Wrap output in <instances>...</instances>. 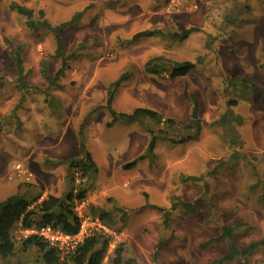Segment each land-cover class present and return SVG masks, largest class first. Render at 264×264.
<instances>
[{
	"label": "rangeland",
	"instance_id": "obj_1",
	"mask_svg": "<svg viewBox=\"0 0 264 264\" xmlns=\"http://www.w3.org/2000/svg\"><path fill=\"white\" fill-rule=\"evenodd\" d=\"M12 1L32 8L35 20L42 9L51 24L64 22L61 50L74 56L57 75L54 34L29 28ZM193 26L198 30L182 40L128 41L142 29ZM17 51L22 73L12 57ZM159 54L196 65L174 78L144 71L146 59ZM123 72L129 77L117 88L113 109L151 108L173 126L148 118L107 126V90ZM194 101L199 131L186 127ZM150 129L154 154L123 168L145 151ZM81 140L98 172L86 179L75 172L70 181L66 160L80 156ZM191 174L200 177L181 178ZM81 188H87L82 215L102 214L117 233L109 237L114 247L107 246L104 264H112L119 243L123 264H264V0H0V199ZM198 197L193 210L170 207ZM223 226L231 239H217ZM12 235L15 253L0 256V264H47L36 247L21 249L19 224ZM257 240L245 257L218 261L229 242L241 249Z\"/></svg>",
	"mask_w": 264,
	"mask_h": 264
},
{
	"label": "trees",
	"instance_id": "obj_2",
	"mask_svg": "<svg viewBox=\"0 0 264 264\" xmlns=\"http://www.w3.org/2000/svg\"><path fill=\"white\" fill-rule=\"evenodd\" d=\"M10 8L15 10L17 13L24 15L26 17V25L31 29H36L38 26H43L54 34L55 38V54L61 57V65L58 68L56 75L62 71L66 65V58L74 56V51L70 52L67 55H63L61 50V38H60V29L64 26V22L57 25L51 24L47 19L43 18L44 11L42 9L38 10L40 18L35 20L33 18V9L19 4L17 2H10ZM192 30H198L197 27L185 28L182 31H171L164 32L161 29H142L134 32L130 38V41H135L136 39L142 36H169L171 39H185ZM82 43L79 44V46ZM14 58L16 68L19 73H22V58L19 54V51L12 54ZM195 62L190 60L175 61L173 59L167 58L161 54L154 55L146 59L144 62L143 68L144 71L152 74H167L169 78H174L177 76H184L190 70L195 67ZM45 67L42 68L43 76L51 81L52 78L46 76ZM129 77V72L121 73L117 79H115L109 86L106 96V106L110 110L112 119L107 123V126H111L117 119L123 118L127 120H137L148 118L153 120L156 123H162L164 126L170 127L175 124V121L170 117H163L158 111L147 108V107H137L132 112H117L112 107V101L114 94L119 87L120 83L126 80ZM234 102V101H233ZM191 118L193 122L187 125V128H194L196 131H199L202 119L198 115V105L194 101L191 110ZM83 122L80 124V129H82ZM150 138L146 145V149L143 153H140L132 160L123 164V168L129 169L133 167L136 162L145 157L151 156L154 154L155 144H156V135L155 132L149 130ZM79 149L81 155L79 157L70 158L66 160L70 170V181L74 180V173L78 172V176L81 179L92 178L98 172V166L95 160L92 157L91 152L88 150L85 142L81 140L79 142ZM74 169V170H73ZM197 175H181L183 180L186 179H198ZM205 191L208 186L206 182L204 183ZM87 193V188H81L78 190L70 189L63 196H56L48 193L45 197L40 199V195L28 199L20 193H14L9 195L4 199H0V256L6 258L15 253V241L12 235V230L16 224H19L22 229L30 228L34 226L41 225H51L56 228H60L66 233H76L79 228L80 218L74 210L75 201L84 200ZM146 195V194H145ZM147 197V195H146ZM199 200V197L194 200V202H186L181 200H175L170 204L171 208L181 207L185 210H193L194 203ZM151 207L162 211L163 214L166 212V208L147 203ZM100 219H104L102 214L99 216ZM164 223H167V220H163ZM231 228L227 226L222 227V233L217 239L230 238L231 239ZM262 241L257 240L250 242L249 244L243 246V248H237L234 242L228 243V252L220 257L218 261L229 260L236 256L245 257L250 251L255 248ZM36 247L41 253V258L47 264H104L103 259L106 255L108 238L101 234H93L85 237L81 242H79L76 248L69 252L63 253L58 248L49 245V243L44 240L42 237L36 234H28L21 239V249L27 250L29 247ZM122 243L117 244L114 249V257L112 259V264H123L122 260ZM158 256V251L155 250V257ZM244 264H248L247 260L244 261Z\"/></svg>",
	"mask_w": 264,
	"mask_h": 264
},
{
	"label": "built area",
	"instance_id": "obj_3",
	"mask_svg": "<svg viewBox=\"0 0 264 264\" xmlns=\"http://www.w3.org/2000/svg\"><path fill=\"white\" fill-rule=\"evenodd\" d=\"M17 165L16 167H18ZM84 200L75 202L74 210L80 218L78 231L74 234L66 233L60 228L51 225L34 226L22 229L24 236L28 234H36L46 240L49 245L58 248L64 254L73 251L77 244L85 237L93 234H101L108 238V245L114 247V243L110 242L109 237L117 234L115 230L111 229L99 218L82 215V207Z\"/></svg>",
	"mask_w": 264,
	"mask_h": 264
},
{
	"label": "crops",
	"instance_id": "obj_4",
	"mask_svg": "<svg viewBox=\"0 0 264 264\" xmlns=\"http://www.w3.org/2000/svg\"><path fill=\"white\" fill-rule=\"evenodd\" d=\"M154 36V35H153ZM133 121H136V120H133ZM149 133V132H148ZM147 143H148V141H147ZM147 145V144H146ZM78 146H79V144H78ZM156 146V145H155ZM89 150V149H88ZM154 151H155V149H154ZM144 152V151H143ZM142 152V153H143ZM92 154V153H91ZM78 155H81V152H79V154ZM92 157H93V159L95 160V161H97L95 158H94V155H92ZM179 174H181V173H179ZM192 175V174H191ZM194 175V174H193ZM180 176V175H179ZM168 189V188H167ZM151 203H155V202H151Z\"/></svg>",
	"mask_w": 264,
	"mask_h": 264
}]
</instances>
